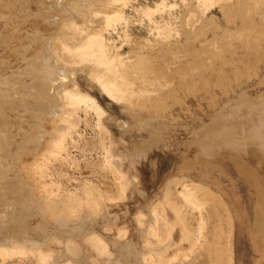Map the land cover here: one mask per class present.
<instances>
[{"label": "bare ground", "instance_id": "obj_1", "mask_svg": "<svg viewBox=\"0 0 264 264\" xmlns=\"http://www.w3.org/2000/svg\"><path fill=\"white\" fill-rule=\"evenodd\" d=\"M1 1L0 17L6 21L0 31V264H8L12 259H17L19 264L28 261L36 264H121L115 259L118 248H130L133 252L125 264H181L187 256L184 251L180 252L183 246L180 242L187 240L188 248L201 244L207 224L206 206L215 209L222 229L221 262L234 264L233 222L235 215L238 217V208L232 203V209L223 189L215 188L209 181L212 172L201 169L207 168V164H200V169L196 167L195 174L192 171L198 163L209 162L207 159L211 156L191 163L190 177L181 188L175 186L184 178L177 173L170 175L146 208L136 210L131 218L133 228L118 223L100 224L99 220V226L89 227L86 234L62 236L64 239L60 238L57 227L64 226L72 217L97 214L105 207H102L105 195L86 190L84 201L70 196L73 200L70 206L59 207L64 196L60 193L62 199L56 197L58 187L50 177V168L54 161L65 159L64 153L69 154V145L75 143L79 134V123L82 120L89 123V114L93 112L96 119L91 146L97 144L101 149L100 168L112 175L119 192L118 197L108 196L111 199L108 200L113 203L127 198L137 181L132 170L143 157L134 145L128 147L121 143L132 124L119 121V136L115 139L109 128L116 123L114 118L106 114L89 89L97 88L124 109L135 112L130 117L138 122L135 117L141 114L162 116L171 103L182 104V97L200 88L208 92L210 75H213L210 76L212 84L219 88L243 74L248 78L257 77L261 63L264 64V0H248L247 9L237 17L238 22L228 28L232 33L224 35L231 36L229 40L206 41L213 45L207 61L199 55L193 65L180 67L183 70L180 77L168 67L164 73L148 80L129 74L130 64L120 53H113L106 47L108 40L112 41L109 30L126 21L124 12L131 0H40L42 4L34 6L35 10L24 18L9 13L7 3ZM182 1L188 8L183 19L191 25L204 16L207 8L226 0ZM171 2L159 0L155 7L173 8L175 3ZM171 17L174 20L173 13ZM233 42H240L243 49L240 55L236 51L228 58L225 54L231 52ZM226 62H229V69L225 68ZM241 94L236 95L232 100L236 102L225 113L216 112L210 122L200 123L196 136L210 135L212 141L223 143L233 153L253 145L264 155V91L245 101H240ZM239 110H256L257 114L248 125L233 128L231 122ZM80 112L84 113L83 119ZM164 120L161 122L165 123ZM140 125L139 122V128ZM158 129H153L151 135H157ZM71 162L78 166L76 160ZM230 188L233 197L238 196V192ZM254 188L260 203L252 240L264 261V187L258 181ZM188 208L198 212L199 222L194 229L186 221ZM168 210L171 219L166 217ZM42 221L46 222V230H42ZM161 226L163 232H160ZM108 230L118 238L117 242L107 235ZM136 230H141L140 236ZM175 231L179 233L177 239ZM177 244L173 256H169L167 249Z\"/></svg>", "mask_w": 264, "mask_h": 264}, {"label": "rangeland", "instance_id": "obj_2", "mask_svg": "<svg viewBox=\"0 0 264 264\" xmlns=\"http://www.w3.org/2000/svg\"><path fill=\"white\" fill-rule=\"evenodd\" d=\"M7 1L9 2L10 0H2L1 2L7 3L9 13H13L15 17L18 16L20 18H24L34 11V6L38 7L42 4L40 0H11L9 3ZM15 1L16 3H14ZM158 1L131 0L124 12L126 21L116 25V29L109 30L112 41L108 40L106 47H110L113 53H120L124 61L130 64L131 69L127 72L131 75H136L140 79L148 80L153 75L164 73L168 70V67H171L170 70L180 77L183 75V70L180 67L186 64L193 65L199 55L202 60L207 61L210 57L209 48H213L212 44H206L208 40L213 38L219 42L229 40L231 36L224 37V35L232 33L228 32V28L233 23L238 22V15L247 9L248 3V0H226L222 4L212 5L205 10L204 16L198 22L189 25L183 19L184 12L188 8L186 9L182 0H171V3H175L173 8L155 7ZM0 8H3V6L1 5ZM22 11H25V13ZM172 13L175 16L174 20L171 17ZM5 21V19L0 17V31L4 28ZM1 35L3 34L1 33ZM233 43V49L235 50L230 49L231 52H226L225 55L228 58L231 53L236 51L240 55L243 49L240 42ZM174 57L177 59L173 60ZM226 63L225 68L229 69V62ZM261 65L262 67L257 77L248 78L243 74L231 83L227 82V86L223 85L221 88L212 84L214 83L212 80L213 75H210L212 77H208V92H206V89L200 88L194 94L182 97L181 99L184 101L182 104L171 103L168 106L170 108L168 112L162 115L167 120L162 119L161 115L152 114L149 116L141 114L139 115L140 117H135L138 121L136 122L135 119L132 120L130 117L135 112H129L124 109L121 104L110 100L105 94L99 92L97 88H90L89 91L95 97L97 103L116 122L109 125L114 138L118 139L119 136L117 124L119 121H127L132 124L131 127L126 129L121 143L128 147L134 145L140 150L143 157L140 158L132 170V173L137 175V181L128 192L127 198L123 201L109 202L111 199L108 196L116 198L115 195L118 197L119 192H117L118 188L112 175L110 173L107 174L100 168L102 165L98 160L101 156V149L99 150L96 142L95 147L91 146L95 134L93 124L96 116L91 112L89 114V123L85 124L82 120L78 128L80 135L78 134L75 137V143L69 145V154L66 155L64 153L65 159L54 161L50 168V177L53 182L55 181L54 184L57 183L56 186L58 187H53L54 189L57 188L55 189L57 190L56 197L62 199L64 196V199H59L62 203L57 198L56 202L58 204L59 201L61 205L58 204V206L62 208L70 206L73 201L71 197H77L76 201H84L86 199V190H90L105 195L102 202V207H105L101 208L97 214H83L72 217L67 224L57 227L60 238L62 236L66 238V236L74 235L75 233L84 235L89 227H98L100 222V224L107 222L106 224L108 225H116V223L126 224L130 229L133 228L131 218L136 210L138 208L142 209L144 206L146 208L148 201L153 196L158 195L160 187L170 175L177 173L184 178L180 179L175 186L176 189L181 188L187 184L186 179L190 177L191 163L195 159L204 160L205 157L211 156V159H207L211 162L202 161L195 165L192 171L195 174L196 167L198 168L200 164H207V168H204V166L201 169L212 172L209 181L215 188L223 189V192L226 193V200L231 202V205L234 203L238 208V217L235 215L233 222L234 264H264V261L260 258L261 253L259 254V250L256 249V245L252 240L254 233L253 223H255L254 220L256 219L257 205L260 203L254 183L259 181L264 187V155L258 147L253 145L248 146L245 150H240L239 153H233L223 143L212 141L210 135H206L204 138L196 136V129H198L199 124L210 122L216 112L219 114L225 113L227 108L236 102L232 101L236 95L242 93L240 101H245L264 91L263 62ZM80 75L83 76L84 74L80 73ZM82 84L86 86L83 81ZM229 84H231V92ZM255 111L246 112L239 110L236 119L231 122L232 127L238 128L248 125V122L256 116L257 112ZM79 114L81 119H83L84 113L80 112ZM175 116L176 121L173 119ZM162 120L166 122L162 123ZM139 122L141 123V128H139ZM157 127L159 128L157 135L152 136L153 129ZM84 145H88V147L84 148ZM70 159L76 160L78 166L72 164ZM135 186L137 190H135ZM230 187H233L235 192H238V196L233 197ZM60 193L63 194L62 197ZM69 193L73 194L70 195ZM68 196L71 197L69 198ZM64 201L68 202L67 205ZM114 202L118 203L114 204ZM108 203L110 204L108 205ZM205 210L209 214H206ZM205 210L207 224L204 228V236L200 239L201 244L196 248H188L190 247L187 245L189 242L182 240L183 242L181 241L180 244L184 248H180L182 250L180 252L184 251L186 253L185 257L187 256V260L184 258L181 264H222L220 256L224 240L219 218L213 207L206 206ZM232 211L235 213L234 210ZM166 214L167 218L169 214L172 216L169 210L168 212L166 211ZM171 216L168 219H171ZM185 216L191 229L198 226L199 216L197 210L193 211L188 208ZM106 219L110 220L107 221ZM99 220L100 222H98ZM45 224L46 222L42 221V230H46ZM161 228L163 226L160 227V232H163L164 228ZM74 229H77V231L75 232ZM109 231H106L107 235L112 236L117 242L118 238L114 237V234ZM140 231L136 230L135 233L140 236ZM133 232L131 230L130 234H133ZM177 233L178 231H175V239L178 237L179 233ZM178 245L167 249L170 251H167L169 256H173L174 252L172 251ZM187 249L189 253H187L188 251L186 252ZM131 252L130 248H118L115 259L121 264H125L124 262L132 257L131 254L133 252ZM9 263L19 264L17 259H12ZM26 264L36 263L28 261Z\"/></svg>", "mask_w": 264, "mask_h": 264}]
</instances>
